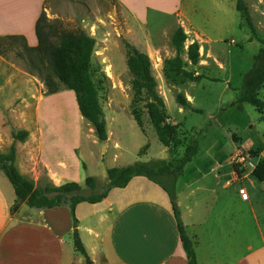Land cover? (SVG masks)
<instances>
[{"label": "rangeland", "instance_id": "1", "mask_svg": "<svg viewBox=\"0 0 264 264\" xmlns=\"http://www.w3.org/2000/svg\"><path fill=\"white\" fill-rule=\"evenodd\" d=\"M236 1L230 0L228 4L235 8ZM244 2L255 29L254 36L240 15L236 14L229 21L233 11L226 6L229 12H224V0H192L190 10L172 14L168 19L151 13L142 19L134 18L114 0L47 1L44 6L46 21L42 26L51 42L57 43L62 33L78 31H84L95 40L90 72L104 112L109 143L104 144L96 139L92 126L79 114L73 92L63 86L55 93L49 92L43 77L37 69L32 68L34 55L28 51L23 40L3 37L0 38V155H7L13 145L15 165L24 173L23 177L32 182L35 188L43 189L55 186L41 161L43 153L46 152L50 158H53L52 152L62 149L74 151L78 157L81 153L87 167V177L95 178L97 184L94 192L85 188L83 195L102 191L107 182V169L144 162L159 166L163 160L175 164L183 157L185 148L194 144L198 152L177 177L176 182L178 180L180 186L192 180L190 169L210 162L209 157L216 151V142L223 146L222 158L233 156L235 145L232 135L242 140L248 136V122L241 119L256 117L258 114L253 107L243 104L244 111L239 115L241 122L237 126L219 125L217 109L223 98L220 96L221 84L215 83L201 92L191 84L198 79L183 81L175 78V81L172 77L166 81L162 70L164 60L175 56L170 37L177 25L187 35L185 51L196 42L201 53L204 50L205 57L213 64L215 61L224 62L227 68L231 62L234 66L248 64L251 57L264 46V0ZM124 42L150 59L156 91L165 104L166 122L173 130L169 150L159 143L147 116L145 102L134 101ZM230 53H233L231 58ZM181 57L187 60L185 53ZM188 68L193 75L196 71L201 72L197 66ZM210 69L207 72L209 76L221 79ZM178 93L194 96L198 111L177 105L174 98ZM227 105L223 103V107ZM134 116L139 117L140 127ZM18 132L27 133L23 142L12 140V134ZM255 152L250 150L248 154L253 157ZM243 154L247 153L243 151ZM188 168L189 171H186ZM0 177L7 180L2 172ZM166 185L170 189L169 183ZM174 197L176 203V183ZM20 205L17 202L14 204L13 207L17 209L12 211V215ZM24 206L23 210L30 212ZM177 212L179 217L178 209Z\"/></svg>", "mask_w": 264, "mask_h": 264}, {"label": "crops", "instance_id": "2", "mask_svg": "<svg viewBox=\"0 0 264 264\" xmlns=\"http://www.w3.org/2000/svg\"><path fill=\"white\" fill-rule=\"evenodd\" d=\"M47 1L51 0H0V38L20 37L28 48H35L36 22ZM114 1L137 19L145 18L147 13L168 19L192 7V0ZM228 2L224 0V12H229L225 8L230 7ZM230 9L233 15H229V21L239 15L236 7ZM198 53L196 66L201 72L194 73L198 80L191 84L201 92L215 83L221 84L219 125L237 126L244 120L249 130L244 140L232 135L233 156L222 158L223 146L216 142L210 162L190 169L191 181L180 186L177 180L179 220L193 244L197 264H264V181L256 180L253 170L233 162L238 153L248 154L250 150H256L251 156L256 165L264 158V150L257 151L253 141L255 137L264 145V119H260L264 114L240 121L243 104H233L242 78L252 65V57L248 64L234 66L231 62L227 68L224 62L213 64L204 50ZM210 68L221 79L209 76ZM263 96L264 87L260 91V97ZM184 97L197 112L195 97ZM108 143L109 136L104 144ZM52 155L56 162L46 152L41 156L52 183L56 187L76 183L85 189L87 167L82 154L78 157L74 151L62 149ZM16 169L24 176L19 167ZM14 204L16 197L11 184L0 177V264H84V257L73 244V219L93 264H187L168 196L144 177L132 178L124 188L111 189L98 203L77 204L73 216L66 206L47 210L29 208L30 212H25L24 204L12 215Z\"/></svg>", "mask_w": 264, "mask_h": 264}, {"label": "trees", "instance_id": "3", "mask_svg": "<svg viewBox=\"0 0 264 264\" xmlns=\"http://www.w3.org/2000/svg\"><path fill=\"white\" fill-rule=\"evenodd\" d=\"M236 11L254 36L255 29L244 0L236 1ZM45 21V14L42 11L35 26L37 46L35 48L27 47L28 51L34 55L33 59L35 63H31L32 68L38 70L50 93L57 92L60 86L73 92L79 114L92 126L96 139L102 143L106 142L108 138L106 120L99 104L97 88L90 72L95 40L84 31H78L76 33H62L57 43H53L43 31L42 25ZM20 39L23 40V38ZM186 40V33L180 25H177L170 37V43L175 50V56L163 62L162 73L166 81H170L172 77L173 80L177 78L183 81L185 79H198L197 77L193 78V73L186 69L189 66H196L199 62V46L196 42H193L187 48V51H185L184 44ZM124 47L127 54L126 66L131 75V89L134 101L145 102L146 113L156 137L159 143L169 150L172 147L173 130L166 122L164 114L165 104L156 91L157 84L152 75L150 59L145 53L140 52L129 43L124 42ZM184 53L187 56L186 61L181 57ZM263 87L264 46L252 57V65L242 78V86L234 105L248 104L258 114H264V101L260 97V91ZM174 100L180 107L190 108V104L183 94H176ZM260 119H264V116ZM134 120L137 126L140 127L141 122L139 117L134 116ZM11 137L14 142H23L27 138V133H13ZM253 141L257 147V151L264 150V145L260 144L257 138L254 137ZM197 152L198 147L194 144L185 148L183 157L178 159L175 164L163 160L159 166L149 163H135L127 167L107 169V182L103 185L102 191L90 195H83L84 189L76 183H66L58 187L51 186L50 188L43 189L35 188L33 183L24 178L16 169V153L13 145L10 147L7 155H0V172H3L11 184L17 203L24 204L28 208L35 210H47L66 206L69 208L72 216L74 207L77 204L82 202L90 204L98 203L107 196L111 189L124 188L132 178L144 177L159 186L167 194L172 206L179 239L187 259V264H197L193 244L186 236L184 228L181 225L174 199L176 179L182 173L184 166L192 160ZM82 168H85L84 164H82ZM252 175L256 180L264 181V158L256 165L252 171ZM166 183H169L171 191L168 189ZM84 187L94 192L97 187L96 179L87 177ZM48 194L54 195L48 196ZM16 209L17 207H13L11 212ZM73 224L74 248L76 252L84 257V264H93L80 242L75 219H73Z\"/></svg>", "mask_w": 264, "mask_h": 264}, {"label": "built area", "instance_id": "4", "mask_svg": "<svg viewBox=\"0 0 264 264\" xmlns=\"http://www.w3.org/2000/svg\"><path fill=\"white\" fill-rule=\"evenodd\" d=\"M236 164L242 166L244 169H251L254 170L256 167V164L252 162V157L248 154L244 155L243 153H239L238 156H236L235 159Z\"/></svg>", "mask_w": 264, "mask_h": 264}, {"label": "water", "instance_id": "5", "mask_svg": "<svg viewBox=\"0 0 264 264\" xmlns=\"http://www.w3.org/2000/svg\"><path fill=\"white\" fill-rule=\"evenodd\" d=\"M263 156H264V152H263Z\"/></svg>", "mask_w": 264, "mask_h": 264}]
</instances>
